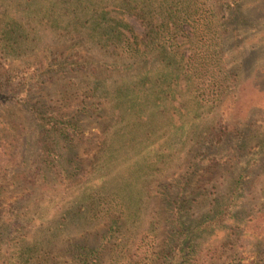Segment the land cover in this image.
<instances>
[{"label":"trees","instance_id":"trees-1","mask_svg":"<svg viewBox=\"0 0 264 264\" xmlns=\"http://www.w3.org/2000/svg\"><path fill=\"white\" fill-rule=\"evenodd\" d=\"M212 1L226 6L235 23L239 16V46L229 55H221L207 44V37L212 35L211 40L213 37L210 31L214 16ZM260 3L264 0H58L68 25L74 28L82 42L101 53L111 72L119 73L122 66H128L134 73V80L145 87L148 93L141 101V108L148 105L147 110L156 111L168 102L167 114L174 110L179 120H188L189 132L185 138L190 136L192 148L194 145L199 148L177 179L163 184L172 190L167 193L165 189L161 198L165 212L170 214L168 235L143 264H216L220 260L223 261L219 264H242L241 256L235 252L236 240H239V247L264 250V227L249 235L244 230L246 224L255 220L264 225V182L256 189L258 205L237 218L247 181L257 172L264 175V107H251L243 114L234 108L238 92L240 95L246 86L264 101V35L252 23ZM125 16L138 22L141 35H135L123 19ZM86 25L89 33L83 39L80 31ZM2 34L0 53L24 56L14 28H4ZM178 39L189 43L191 48L187 56L179 51ZM66 62L40 61L34 73L21 78L15 92L2 89L0 85V155L3 156L0 160L8 157L11 162L18 159L21 162L31 158L33 177L37 181H46L50 175L74 179L78 164L73 160L76 155L72 139L78 135L84 120L95 122L98 118L95 107L99 103L74 101L76 90H60L55 99L48 98L46 91L40 88L42 78L50 73L64 76L65 69L71 72L70 68L74 72L78 64ZM83 93L88 100V94L94 91L92 88ZM175 101L179 108L172 106ZM21 115L28 119L33 129L31 136L30 131L21 129L24 124ZM182 150L183 147L177 153ZM167 159L168 155L165 163ZM204 163L206 166L201 168ZM221 164H239V174L231 179L225 193L222 196L213 193L210 197L200 186L191 194L189 186L193 178H197L195 186L203 183L210 168ZM1 190L2 187L0 194ZM97 190L91 183L90 189L78 198L77 206H91L97 198ZM44 191L42 187L38 197H45ZM196 197L197 205L205 200V207L209 209L187 220L184 209H190ZM36 201L45 205L49 202L44 198ZM25 208L28 211L22 218L42 225L36 205L31 203ZM14 212L15 207L12 204L4 206L0 197V243L12 240L11 236L20 231V216ZM67 213L68 208L65 216ZM234 223L239 224L234 233L238 239L213 241L205 246L199 243L207 235ZM116 226L118 223L111 221L108 231ZM18 245L9 264H43L34 256V247L26 243ZM105 246L106 242L92 247L75 244L69 255L71 263L96 264Z\"/></svg>","mask_w":264,"mask_h":264},{"label":"rangeland","instance_id":"rangeland-1","mask_svg":"<svg viewBox=\"0 0 264 264\" xmlns=\"http://www.w3.org/2000/svg\"><path fill=\"white\" fill-rule=\"evenodd\" d=\"M60 7L58 0H0V42L3 29L14 28L24 55L4 56L0 53V85L2 89L17 91L21 78L34 73L40 61L76 63L74 72L70 68L71 72L65 69L64 76L50 73L42 78L40 88L46 91L48 98L55 99L60 90H76L74 101L99 103L95 107L98 118L95 122L84 120L78 135L72 139L76 155L73 160L78 164L72 180L50 175L46 181H37L33 177L31 158L11 162L8 157L2 160L0 155V197L4 206L12 204L15 207L14 213L21 221L20 231L11 236L12 240L0 243V264L10 263L20 243L34 247V256L43 264H72L69 255L75 244L92 247L105 242L106 250L96 264H143L168 235L170 214L165 212L161 198L165 189L167 193L172 190L163 184L175 181L199 148L195 145L192 148L190 136L185 138L189 132L188 120H179L174 110L167 114L168 102L156 111L147 110L148 105L141 108V101L148 91L134 80V73L128 66H122L119 73H112L101 53L82 42L74 28L68 25ZM211 8L213 37L212 40V35L207 37V44L221 55H229L239 46V16L235 23L226 6L212 1ZM252 17L253 25L264 35V3L257 5L255 17ZM123 19L135 35L142 34L135 19L127 16ZM87 26L80 31L83 39L89 33ZM178 47L185 56L189 54L191 47L185 40L178 39ZM35 85L37 87L38 83ZM92 88L94 93H89L87 100L83 91ZM172 106L179 108L177 101L172 102ZM251 107H264V101L246 86L240 95L238 92L234 108L243 114ZM21 117L24 122L21 129L30 131L31 136L33 129L29 127L28 119L24 115ZM181 147L183 150L177 153ZM66 155L70 157L69 153ZM167 155L169 159L165 163ZM237 165L221 164L210 168L203 183L195 186L197 178H193L189 191L194 194L201 186L204 194L206 192L210 197L213 193L222 196L231 179L239 174ZM205 166L204 163L201 168ZM206 179L208 182L204 183ZM262 182L264 175L261 172L247 181L237 218L258 205L256 189ZM91 183L98 188L97 198L91 206H77L78 198L90 189ZM42 187L46 196L38 197ZM40 198L48 199V204L36 201ZM31 203L36 205L37 215L42 216V225L22 218L28 211L25 207ZM206 204L203 200L197 205L196 197L190 209H184V217L187 220L197 218L209 209ZM67 208L69 213L65 216ZM111 221L119 225L112 227V233L108 231ZM229 226L207 235L199 243L205 246L213 241L238 239L234 233L239 224ZM262 227L264 225L255 220L246 224L244 230L249 235L260 232ZM234 245L242 264H264V250L239 247V240L234 241ZM123 260L126 262L122 263Z\"/></svg>","mask_w":264,"mask_h":264}]
</instances>
